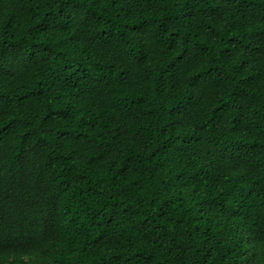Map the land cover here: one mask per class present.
Returning <instances> with one entry per match:
<instances>
[{
	"label": "trees",
	"instance_id": "obj_1",
	"mask_svg": "<svg viewBox=\"0 0 264 264\" xmlns=\"http://www.w3.org/2000/svg\"><path fill=\"white\" fill-rule=\"evenodd\" d=\"M0 264H264V0H0Z\"/></svg>",
	"mask_w": 264,
	"mask_h": 264
}]
</instances>
